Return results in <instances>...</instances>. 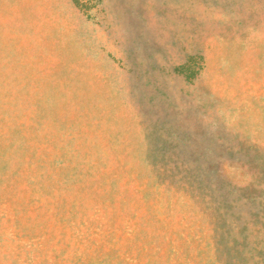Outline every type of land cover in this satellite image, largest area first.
<instances>
[{
	"label": "rangeland",
	"instance_id": "374dc122",
	"mask_svg": "<svg viewBox=\"0 0 264 264\" xmlns=\"http://www.w3.org/2000/svg\"><path fill=\"white\" fill-rule=\"evenodd\" d=\"M0 264H264V0H0Z\"/></svg>",
	"mask_w": 264,
	"mask_h": 264
}]
</instances>
